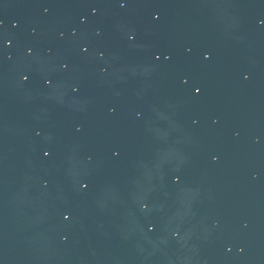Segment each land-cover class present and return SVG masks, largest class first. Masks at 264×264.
<instances>
[{
	"label": "water",
	"instance_id": "obj_1",
	"mask_svg": "<svg viewBox=\"0 0 264 264\" xmlns=\"http://www.w3.org/2000/svg\"><path fill=\"white\" fill-rule=\"evenodd\" d=\"M0 264H264V0H0Z\"/></svg>",
	"mask_w": 264,
	"mask_h": 264
}]
</instances>
